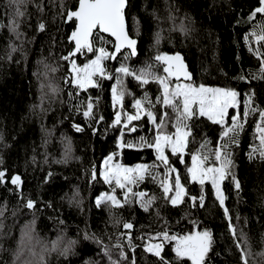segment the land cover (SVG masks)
<instances>
[{"label":"trees","instance_id":"16d2710c","mask_svg":"<svg viewBox=\"0 0 264 264\" xmlns=\"http://www.w3.org/2000/svg\"><path fill=\"white\" fill-rule=\"evenodd\" d=\"M41 2L49 4V0ZM65 2L69 8L78 6V0ZM7 3L8 0H0V23L7 21ZM256 3L257 0H129L126 11L129 25L131 26L133 17L137 18L141 25L137 37L138 55L132 57L130 63L135 67L143 66L152 61L157 51L167 54L181 53L197 84L234 87L241 91V101L243 93L254 88L258 101L264 106V80L248 84L236 79L242 74V70L243 74L247 75L249 70L254 72L260 66L259 61L248 52L243 40V36L247 35L251 28V25L245 22L246 17ZM28 11L31 15L22 26V31L27 36L23 53L17 52L9 60L6 53L9 40L14 37H11L7 30L0 31V136L3 137L0 142V155L3 156L4 167L9 170V174L21 175L24 180L25 200L29 196L36 200L37 210L23 207L24 201L15 193L0 187V206L4 201L8 204L3 219V230L0 231V248L3 249L0 251V264H13L12 250L16 248L22 230L33 216L36 218L35 229L41 238L55 241L63 234L66 238L79 240L74 255L65 258L53 252L47 257V264H109L103 245L84 240L82 237L85 231L95 233L104 244L111 245L119 232L126 231L122 227H113L109 212L104 206H95L96 195L106 190L107 186L101 182H90L89 179L93 166L99 167L103 158L113 151H118L116 145L119 129L110 126L114 120L110 92L114 81H102V91L90 89L88 93L81 92L73 101L78 103L88 95L100 97L94 112L97 116L103 115L105 119L99 124V131L93 134V129L88 126L89 122L75 110H70L67 96L70 89L61 79L68 65L59 60V57L67 55L71 48L68 36L73 29L72 24L54 20L53 16L57 11L54 7L46 8L44 14L37 12L34 5L30 6ZM169 15L174 16L175 21L170 20ZM186 17L190 19L192 29L188 35L179 30L170 31L173 23L177 28L182 22L187 23ZM38 21L47 23L45 32L38 31ZM161 29L163 40L157 49L154 47L155 34ZM132 34L135 36L134 31ZM42 60L59 65V71L52 75V79L64 89L60 98H53L51 103L45 100L44 112L38 107L41 103L40 84L44 78L41 75L38 79L34 75L36 72L43 73V65L38 64V61ZM119 60L120 56L117 57V61ZM83 61L80 57L77 60L78 63ZM106 63L110 69L118 66L117 62ZM127 86L137 98L141 97L144 91L153 99L158 95L156 83H150L142 89L129 78ZM130 103L131 97H127L125 104ZM128 110L132 111L130 107ZM155 110L157 113L162 111L159 105ZM254 119L249 118L240 146L234 150V172L241 181V191L238 195L230 178L225 180L223 188L228 197L226 204L232 210L233 216L237 213L240 216L237 227H243L249 235L253 251L259 252L264 251V162L259 159L250 160L248 157L254 133ZM134 123L137 124L138 131L129 133L125 130V141L139 143V136L152 138L154 133L150 129L153 126L146 122V118ZM76 124L83 127L84 131H76L73 126ZM191 125L196 142L190 143L189 151L198 147L205 134L206 138L212 141L211 146H216L219 126L212 125L206 118H194ZM65 139L70 142L71 156L67 162L57 163V160L63 161ZM118 159L127 166L153 163L155 153L151 149H125ZM171 159L180 169L182 177H185V168L191 164L190 156L184 157L185 164H179L176 157ZM49 171L53 173L51 179H47ZM140 188L158 196L161 191L148 180L141 184ZM188 188L192 194H199L198 185L189 183ZM206 188L209 192L203 209H192L190 202L173 207L160 199L148 213L140 209L138 204L113 211L134 223V237L165 229L170 230L172 234L183 235L193 230L191 221H196L201 229L206 226L215 234L214 247L218 254L213 257L212 264H240L239 252L227 230V221L218 207V202L214 201L211 186L207 185ZM77 189L83 200L79 207L70 204L68 200ZM156 207L160 209V218L155 215ZM61 220L64 223H60ZM165 220L168 221L167 224ZM233 223H236L235 219ZM134 242L138 245L135 252L136 264H157V258L145 253L139 246L141 241ZM122 243L126 245V240ZM125 251L128 260L122 264H130L133 253L126 247ZM118 253V249L112 248L113 260H120ZM173 257L174 253L169 252L168 258Z\"/></svg>","mask_w":264,"mask_h":264},{"label":"snow or ice","instance_id":"6c2138e0","mask_svg":"<svg viewBox=\"0 0 264 264\" xmlns=\"http://www.w3.org/2000/svg\"><path fill=\"white\" fill-rule=\"evenodd\" d=\"M32 5L41 14H44L48 7L56 8L53 19H58L63 24L71 23L73 26L68 36L71 48L67 55L59 57V60L65 61L68 65L61 79L70 89L67 92L70 110H75L89 122L88 126L93 129V134L99 131V124L105 119L103 115L97 116L94 112L100 97L88 95L78 103L73 101L81 92L88 93L90 89L102 91V81H114L110 88L114 120L110 126L119 129V140L116 145L118 151H113L103 158L99 167L93 166L90 169L89 179L90 182H101L107 186L106 190L96 195L95 206L97 208L104 206L109 212L113 227H122L126 231L119 232L111 245L104 244L95 233L87 231L82 238L103 245L109 264H122L123 261L128 260L125 247L133 253L130 264H136L135 252L138 245L135 240L141 241L139 246L145 253L157 258V264H188V262L212 264L213 257L218 253L214 247L215 234L208 227L201 229L199 223L191 221L194 225L193 230L183 235L172 234L170 230L165 229L134 237L132 234L134 223L113 211L138 204L140 209L148 213L160 199L173 207L190 202L192 209H203L209 192L206 186L210 185L214 201L218 202V207L227 221V230L232 237L233 245L239 252L240 264H264V251H253L248 233L243 227H237L240 216L238 213L233 216L232 210L226 204L228 197L223 188L225 180L230 178L238 195L241 191V181L234 172L236 167L234 150L240 146L241 137L250 117L255 119L248 157L250 160L259 159L264 162V106L258 101L255 89L250 88L244 92L241 101L242 93L234 87H210L203 83L197 84L180 53L169 55L157 51L151 62H146L140 67L131 65L130 59L138 55L137 37L141 25L135 17L132 18L131 26L129 25L126 14L129 0H78V6L75 8H69L65 0H54V2L49 0L47 5L41 0H8L5 7L8 13L7 21L0 23V31L7 30L10 36L14 37L9 40L6 53L9 60L15 53L24 52L27 36L22 31V26L31 15L28 9ZM169 19L175 21L172 15H169ZM185 19L188 20L187 23L182 22L178 28L173 23L170 31L179 30L182 34L188 35L192 30L191 21L187 17ZM245 22L249 23L251 28L247 35L243 36L244 44L248 52L259 61L260 66L254 72L249 70L247 75L243 74L242 70V74L236 79L251 84L252 81L264 80V0H257L256 5L250 8ZM37 29L45 32L47 23L38 21ZM133 31L135 36L132 34ZM162 32L163 29L155 34L154 47L157 49L163 40ZM118 56H120L119 61H117ZM79 57H85V60L78 63ZM109 61L117 62L118 66L110 69L106 63ZM38 64H42L44 68L42 74L34 73L38 79L41 75L44 78L40 84L41 103L38 105L44 112L45 100L51 103L53 98H60L64 89L52 79V75L59 71L58 64L52 65L43 60L38 61ZM129 78L142 89L150 83H156L158 95L153 99L147 91H144L143 95L137 98L127 86ZM127 97H131L130 105L125 104ZM157 105L162 109L160 113L155 110ZM129 107L132 111L128 110ZM145 118L146 122L153 126L150 129L154 133L152 138L139 136V143L125 141V130L129 133L137 132L138 126L134 122ZM194 118H206L212 125L219 126L215 147L211 146L212 141L207 139L205 134L198 147L189 151L190 143L196 142L191 125ZM73 126L78 132L84 131V128L78 124ZM170 128L172 131H169ZM2 141L3 137L0 136V142ZM64 143L63 161L57 160V163L67 162L71 156L70 142L65 139ZM125 149H151L155 153V160L153 163H138L129 167L118 159ZM186 155L190 156L191 164L186 166V175L182 177L180 169L176 167L171 157H176L179 164H185ZM35 162L34 156L33 163ZM52 175L53 173L49 171L47 179H51ZM146 180L161 190L159 196L140 188ZM189 183L199 186L198 195L189 191ZM23 185L24 180L21 175L9 174V170L4 167L3 156L0 155V187L15 193L24 201L23 207L37 210L36 200L30 196L25 200ZM68 200L77 207L83 203L78 189ZM7 210L8 204L4 201L0 206V231L3 230V219ZM155 215L160 218L159 207L155 208ZM234 219L236 223H233ZM35 223L36 218L33 216L22 230L17 246L12 250L13 264H47V257L53 252L65 258L75 254L78 239L66 238L62 234L55 241H47L37 233ZM60 223L64 222L61 220ZM165 223L167 224L168 221L165 220ZM123 240H126V245L122 243ZM112 248L119 250V261L112 259ZM2 250L0 248V251ZM169 252L174 253L172 259L168 258Z\"/></svg>","mask_w":264,"mask_h":264},{"label":"water","instance_id":"95a60500","mask_svg":"<svg viewBox=\"0 0 264 264\" xmlns=\"http://www.w3.org/2000/svg\"><path fill=\"white\" fill-rule=\"evenodd\" d=\"M126 11H127V9H126ZM138 43H139V41H138ZM137 48H138V44H137ZM137 51H138V49H137ZM122 54V53H121ZM181 54V53H180ZM169 55H174V54H169ZM182 55V54H181ZM182 57L184 58V61H185V63L187 64V66H188V70L191 72V70H190V67H189V65H188V63H187V61L185 60V57L182 55ZM192 73V72H191ZM192 75H193V73H192ZM194 77V76H193Z\"/></svg>","mask_w":264,"mask_h":264},{"label":"rangeland","instance_id":"374dc122","mask_svg":"<svg viewBox=\"0 0 264 264\" xmlns=\"http://www.w3.org/2000/svg\"><path fill=\"white\" fill-rule=\"evenodd\" d=\"M81 60H85V57H80ZM210 87H213V86H210ZM102 164V163H101ZM131 167V166H129Z\"/></svg>","mask_w":264,"mask_h":264}]
</instances>
